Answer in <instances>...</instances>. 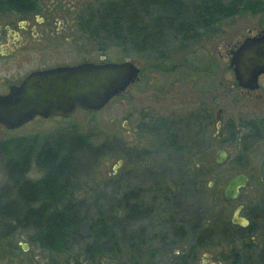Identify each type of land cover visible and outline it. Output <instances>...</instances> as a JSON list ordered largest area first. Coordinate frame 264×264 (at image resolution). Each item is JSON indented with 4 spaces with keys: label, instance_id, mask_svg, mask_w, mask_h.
Wrapping results in <instances>:
<instances>
[{
    "label": "rangeland",
    "instance_id": "1",
    "mask_svg": "<svg viewBox=\"0 0 264 264\" xmlns=\"http://www.w3.org/2000/svg\"><path fill=\"white\" fill-rule=\"evenodd\" d=\"M110 1L97 3L104 6ZM86 3L83 7L91 8ZM90 21L97 25L100 19ZM89 29L83 30L82 56H73L71 61H98L102 56L108 61L134 60L142 68L140 80L98 112L78 110L66 119L32 121L15 130L0 128V140L32 135L46 140L64 131L87 135L90 142L102 147L105 154L91 174L83 176L79 192L81 197L98 196L100 204L113 203L117 208V200H121L130 190H138L143 193L146 204H154L153 215L131 227L134 237L138 236L135 246L129 248L123 243L119 252L111 257L103 256L98 261L84 259L78 246L65 253L51 252L34 244L30 239L31 232L20 230L10 238L14 247L0 239V264H171L175 254L188 247L181 240H173L176 248H170L174 244H170L171 230L182 224L191 233L196 222L217 230L227 224L232 229L231 239H221L215 246L218 247L215 256L220 257L222 249L236 247L250 257L249 264H259V254L264 247L261 235L255 234L251 244L255 249L250 251L252 248L248 238L232 240L247 233V229L240 230L231 219L238 205H244L245 214L255 227L264 221V183L261 180L264 141H250L241 129L236 128L227 143H214L200 157L191 158L189 150L186 153L181 150L183 140L177 141L175 137L177 112L181 108L177 101L179 84L175 65L192 56L202 44L208 45L216 53L219 41L228 32L216 31L210 37H205L203 43L197 44H182L178 39L171 38L168 47L160 53L144 54L135 50L133 38H127L125 33L113 32L105 40L101 39L102 36L91 34L94 31L91 26ZM100 34L106 35L104 31ZM187 79L188 85L194 82L193 78ZM230 110L232 115L233 106ZM164 121L170 126L168 138ZM219 148L229 152V159L223 166L214 163ZM241 170L249 175L248 185L241 189L239 199L224 202L221 196L223 186L234 173ZM32 175L38 176V173L33 171ZM2 182L0 175V188ZM121 209L120 215H123L124 210ZM249 234L252 236L253 233ZM24 243L29 245L26 251L23 249Z\"/></svg>",
    "mask_w": 264,
    "mask_h": 264
},
{
    "label": "flooded vegetation",
    "instance_id": "2",
    "mask_svg": "<svg viewBox=\"0 0 264 264\" xmlns=\"http://www.w3.org/2000/svg\"><path fill=\"white\" fill-rule=\"evenodd\" d=\"M97 1L102 0H0V95L22 85L32 72L89 60L71 61L73 56L83 54V30L93 25L90 20L104 14L105 7ZM111 1L119 5L118 2L124 0ZM85 3L91 8H84ZM192 5L197 20L196 32L182 44L203 43L205 37L216 31L223 30L228 34L219 41L216 53L202 44L192 56L174 67L179 84L177 101L181 105L175 137L177 141L183 140L181 150L185 153L189 150L191 158L200 157L208 146L227 143L236 128L241 129L250 141H264V70L257 73L252 64L240 68L237 65L241 61L238 58H244L240 56L243 52H258L264 47V0H192ZM201 9L204 13L199 17ZM187 78L194 79L190 86L186 83ZM232 106L234 113L230 115ZM54 118L69 117L36 115L32 121ZM164 123L168 138L170 126L166 121ZM0 128L10 130L3 124ZM219 150L226 149L219 148L215 157ZM244 208L242 205L241 215L249 220V224L232 223L240 230L251 225L254 233L251 236L246 231L232 240L248 238L250 251H253V239L257 234L261 235L264 245V221L255 227ZM169 236L170 244L173 240H181L183 245H188L175 254L171 264H249L251 260L236 247L222 249L220 257L215 256L218 248L215 246L221 239L215 233L173 232ZM201 238L202 245L199 244ZM174 246L175 243L170 248H176ZM259 255V264H264V247Z\"/></svg>",
    "mask_w": 264,
    "mask_h": 264
},
{
    "label": "trees",
    "instance_id": "3",
    "mask_svg": "<svg viewBox=\"0 0 264 264\" xmlns=\"http://www.w3.org/2000/svg\"><path fill=\"white\" fill-rule=\"evenodd\" d=\"M118 4L110 1L104 5L100 22L91 25L92 34L101 36L104 31L102 37L108 40L111 33L122 32L133 38L137 52L155 54L167 48L171 38L186 42L196 32L192 1L124 0ZM71 134L64 131L46 140H39V135L0 140V239L14 247L11 236L23 230L31 232L30 239L45 250L65 253L78 246L84 259L98 261L119 252L123 243L134 247L138 236L134 237L131 227L150 218L155 207L146 204L138 190L117 200V208L113 203L100 204L98 196L81 197L83 176L91 174L105 153L87 135ZM231 230L227 224L217 230L203 227L202 222L192 229L215 233L223 240L231 237ZM171 231L187 232L182 224ZM247 231L254 233L251 225Z\"/></svg>",
    "mask_w": 264,
    "mask_h": 264
},
{
    "label": "water",
    "instance_id": "4",
    "mask_svg": "<svg viewBox=\"0 0 264 264\" xmlns=\"http://www.w3.org/2000/svg\"><path fill=\"white\" fill-rule=\"evenodd\" d=\"M240 56L244 58H238H241L237 62L239 68L252 64L257 73L264 70V47L258 52H243ZM105 58L32 72L22 85L0 95V124L14 130L31 122L36 115L70 117L79 109L92 113L102 110L114 97L138 81L141 72L134 60L108 61ZM228 159L229 152L219 150L214 163L223 166ZM249 180L243 170L234 173L221 190L222 199L225 202L239 199L241 189ZM261 180L264 183V158ZM241 209L242 205H239L234 210L231 220L234 224L247 226L249 220L241 215ZM28 246L24 243L23 249L28 250Z\"/></svg>",
    "mask_w": 264,
    "mask_h": 264
}]
</instances>
